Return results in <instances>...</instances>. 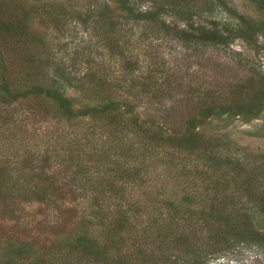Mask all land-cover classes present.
<instances>
[{"label": "trees", "instance_id": "16d2710c", "mask_svg": "<svg viewBox=\"0 0 264 264\" xmlns=\"http://www.w3.org/2000/svg\"><path fill=\"white\" fill-rule=\"evenodd\" d=\"M89 1L79 10V0H0V215L15 218L22 203L66 214L42 245L0 233V264H207L235 245L264 249V158L235 157L210 129L214 120H257L264 75L197 88L184 111L179 103L156 117L140 102H160L167 88L148 72L135 89L139 63L124 37L131 24L169 32L171 16L187 27L186 41L254 46L264 0H243L255 17L224 0ZM212 1L234 23L195 25L198 5ZM71 20L92 22L118 75L93 64L77 80L56 63L55 40ZM70 88L82 94L69 97ZM21 104L55 124L33 134L15 112Z\"/></svg>", "mask_w": 264, "mask_h": 264}, {"label": "rangeland", "instance_id": "374dc122", "mask_svg": "<svg viewBox=\"0 0 264 264\" xmlns=\"http://www.w3.org/2000/svg\"><path fill=\"white\" fill-rule=\"evenodd\" d=\"M224 2L240 14L256 16L253 7L243 0ZM79 4L78 9L85 10L91 1L79 0ZM150 5L143 2L137 7L146 10ZM198 9L200 13L192 17L195 25L210 28L234 23L233 18L218 2L212 1L208 6L198 5ZM165 21L170 30L163 34L152 33L140 24L127 25L124 29V37H131L127 50L131 51V56L139 63V70L133 73V78L136 77L135 89L141 88L144 75L150 72L162 83L155 87L167 88L168 91L160 102L144 98L140 102V108L146 113L162 118V113H167L170 107L178 106L179 103L180 110L184 111L185 99L193 95L197 88L235 83L252 73L264 75V37H259L254 46H248L239 40L228 47L200 44L195 40H184L185 33L181 34V30H186L187 27L171 16H167ZM90 23L92 24L89 21V24L84 26L75 20L69 21L65 31L55 40L57 47L53 49V58L65 70L71 71L77 80L85 78L86 69L93 64L102 66L115 76L118 75L117 58L113 57L102 38L95 34L93 24ZM78 93L82 94L70 88L66 95L76 98ZM15 112L20 114L28 127L34 131L33 134L44 132L55 124V121L47 116L31 114L27 104L19 105ZM84 125L86 124L82 123L83 127ZM210 129L226 136L235 157H245L247 160L264 158V112L257 120L248 123L239 118L214 120ZM65 219V213H60L50 206L22 203L18 206L15 218L6 220L0 215V233L42 245L51 241L55 227L64 225ZM207 264H264V249L235 245L225 253L211 258Z\"/></svg>", "mask_w": 264, "mask_h": 264}]
</instances>
